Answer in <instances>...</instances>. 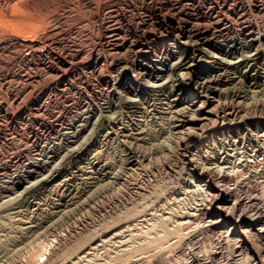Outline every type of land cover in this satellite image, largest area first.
Wrapping results in <instances>:
<instances>
[{
    "label": "rangeland",
    "instance_id": "obj_1",
    "mask_svg": "<svg viewBox=\"0 0 264 264\" xmlns=\"http://www.w3.org/2000/svg\"><path fill=\"white\" fill-rule=\"evenodd\" d=\"M249 20L263 23L264 0H0V264H264V56L234 64L204 52L194 83L176 69L153 81L165 89L149 86L52 153L108 89L97 73L110 80V66L156 38L134 51L138 34ZM217 78L202 111L197 85ZM188 115L199 119L183 125ZM193 163L227 181L211 188Z\"/></svg>",
    "mask_w": 264,
    "mask_h": 264
},
{
    "label": "bare ground",
    "instance_id": "obj_2",
    "mask_svg": "<svg viewBox=\"0 0 264 264\" xmlns=\"http://www.w3.org/2000/svg\"><path fill=\"white\" fill-rule=\"evenodd\" d=\"M219 1V0H218ZM237 1V0H236ZM239 1V0H238ZM5 2V1H4ZM205 2V1H204ZM252 2V1H251ZM174 3V2H173ZM187 3V2H186ZM231 3V2H230ZM233 3V2H232ZM147 5V4H146ZM184 5V4H183ZM230 5V4H229ZM245 5V4H244ZM163 6V5H162ZM186 6V5H185ZM202 6V5H201ZM211 6V5H210ZM234 6V5H233ZM178 7V6H177ZM221 7V6H220ZM172 8V7H171ZM182 8V7H181ZM202 8V7H201ZM152 9V8H151ZM154 9V8H153ZM170 10V9H169ZM176 10V9H175ZM148 11V10H147ZM135 12V11H134ZM195 12V11H194ZM249 12V11H248ZM130 13V12H129ZM179 13V12H178ZM185 13V11H184ZM239 13V12H238ZM241 13V12H240ZM245 14V13H244ZM128 15V14H127ZM132 15V14H131ZM163 15V14H162ZM168 15V14H167ZM206 15V14H205ZM217 15V14H216ZM219 15V14H218ZM223 15V14H222ZM240 15V14H239ZM229 16V15H228ZM238 16V15H237ZM243 15H241L242 17ZM245 16V15H244ZM119 17V16H118ZM179 17V16H178ZM183 17V16H182ZM198 17V16H197ZM217 17V16H216ZM222 17V16H221ZM220 17V18H221ZM261 17V16H260ZM196 18V17H195ZM230 18V17H229ZM239 18V16H238ZM146 19V18H145ZM142 21L144 23L142 24H150L153 22L155 18H151L150 21L145 20ZM148 19V18H147ZM218 19V18H217ZM242 19V18H241ZM246 19V18H245ZM262 19V18H261ZM185 20V19H184ZM216 20V19H215ZM214 20V21H215ZM222 23L224 22L223 19ZM220 20V21H221ZM235 20V19H234ZM155 21V20H154ZM157 21V19H156ZM188 21V20H187ZM212 21V20H211ZM220 21L216 23L215 27L213 26V23H210V25H204L205 29L203 27H190V23L188 24L187 22H184L183 24L179 25L177 28L175 27H170V26H163L161 27L160 35L158 34H151L147 31L145 34H138L136 43L132 44V48L135 51L136 49H139L140 47V42L142 40H148L149 38H155V40L151 42H146L142 44L143 46L140 47V49L134 54L132 57L127 58V64H123L122 67H117L116 66H110L109 70L113 73L112 76L109 78L103 77L101 75L100 71L97 73V82L99 83H104L105 85H108V89L105 91H100L96 93L95 99L92 101L90 104V109L88 112V115L84 117L83 122L80 124L78 131L75 133H65L63 143L58 147H54L52 150V153L54 152L56 155L60 154V152L63 150V144H73L77 142L80 139V136L82 133L86 130L88 127L90 121L93 118H99L102 114L104 113H113L115 110L117 111L118 109L123 107V101H128L127 103L129 104H135L137 102L134 99V96L138 95L141 91L146 90L151 87H159L162 86L163 88L165 85H163L161 82L160 84H152L153 81H159L163 79L164 77L173 73L176 69H184L187 70V75L188 77L187 80L189 83H194L195 78L198 76L196 75V60L198 57L206 52L208 54V51L210 53H213L212 58H215V60L220 59L225 61V59L231 57V60L228 59V61H232V58L234 62L231 63H242V62H250L254 60H258L261 57L264 56V20L263 23L257 24L255 22H250L247 23L246 25L240 26V27H235V26H229L230 24H227L228 26H221ZM228 21V20H227ZM261 21V20H260ZM114 22V21H113ZM117 22V21H116ZM196 22V21H195ZM199 22V21H198ZM208 22V21H207ZM216 22V21H215ZM236 22V21H234ZM245 22V21H244ZM227 23V22H226ZM230 23V22H229ZM238 23V22H237ZM241 23V22H240ZM137 24V23H136ZM148 24V25H149ZM165 24V23H164ZM235 24V23H234ZM239 24V23H238ZM201 25V24H200ZM141 26V25H140ZM147 26V25H146ZM162 26V24H161ZM197 26V25H196ZM213 26V27H212ZM99 27V26H98ZM113 28V27H112ZM123 28V27H122ZM149 29V28H148ZM212 29V30H211ZM152 30V29H151ZM155 31V30H154ZM157 31V30H156ZM109 32V31H108ZM115 33V32H114ZM138 33V32H137ZM154 33V32H153ZM136 34V33H135ZM108 35V34H107ZM132 35V34H131ZM134 36V35H133ZM113 37V35H112ZM118 38V36H116ZM125 37V36H124ZM95 38V37H94ZM120 38V37H119ZM127 38V37H126ZM125 38V39H126ZM112 39V38H111ZM122 39V38H120ZM101 40V39H100ZM112 42V41H111ZM130 42V41H129ZM112 44V43H111ZM116 45V44H115ZM131 46V44H130ZM101 47V46H100ZM128 48V47H127ZM131 49V48H130ZM92 50V49H91ZM132 50V52H133ZM98 52V51H97ZM113 52V51H112ZM115 52V51H114ZM126 53V52H125ZM129 53V52H128ZM99 54V53H98ZM90 55V54H89ZM88 55V56H89ZM109 55V54H108ZM122 55V54H121ZM130 55V54H129ZM128 54L126 56H129ZM203 55V54H202ZM210 55V54H209ZM212 55V54H211ZM125 56V57H126ZM101 57H103L101 55ZM101 57L99 55L96 58V65L101 62ZM124 57V58H125ZM207 57V56H206ZM241 59H240V58ZM81 58V57H80ZM107 58V57H106ZM121 58V57H120ZM123 58V57H122ZM123 58V59H124ZM85 59V58H83ZM122 59V60H123ZM126 59V58H125ZM263 59V58H262ZM80 60V59H79ZM81 61V60H80ZM88 61V60H87ZM120 61V60H119ZM199 61V60H198ZM113 62V61H112ZM124 62V61H123ZM215 62L214 60L212 63ZM218 62V61H217ZM216 62V63H217ZM221 62V61H220ZM219 62V63H220ZM227 62V61H225ZM256 62V61H255ZM86 63V62H85ZM125 63V62H124ZM253 63V62H252ZM259 63V62H258ZM263 63V62H262ZM75 64V63H74ZM218 64V63H217ZM222 64V63H221ZM225 64V63H224ZM246 64V63H245ZM106 65V64H105ZM114 65V64H113ZM210 65V64H209ZM248 65V64H247ZM245 66V65H244ZM251 66V64H250ZM103 68V66H101ZM226 67V66H225ZM252 67V66H251ZM68 68V67H67ZM98 68V67H97ZM206 68V67H205ZM250 68V67H249ZM63 69V68H62ZM83 69V68H82ZM88 69V68H87ZM223 69V68H222ZM245 69V68H244ZM66 70V69H65ZM104 70V69H103ZM108 70V69H107ZM216 70V69H215ZM91 71V70H90ZM250 71V70H249ZM254 71V70H253ZM224 72V71H223ZM226 72V71H225ZM217 73V72H216ZM60 74V73H59ZM213 74V73H212ZM219 74V73H218ZM222 74V73H221ZM220 74V75H221ZM226 74V73H224ZM109 75V74H108ZM223 75V74H222ZM84 76V75H82ZM186 76V75H185ZM200 76V75H199ZM249 76V75H248ZM221 77V76H220ZM223 77V76H222ZM203 78V76H202ZM216 78V77H215ZM80 79V78H79ZM184 79V78H183ZM199 79V78H198ZM88 80V79H87ZM174 80V79H173ZM186 80V79H185ZM205 80V79H204ZM202 80V81H204ZM220 78L218 79H212V80H207L204 81L203 83H197L196 85L198 86L199 94L198 97L205 98L206 100L203 101L202 107L200 110L204 111L206 104L209 103L210 99V94H213L215 91L212 89L214 86L212 84L214 82H218ZM166 81V80H165ZM172 81V80H171ZM242 81V80H241ZM163 82V81H162ZM170 82V81H169ZM174 82V81H173ZM176 82V80H175ZM198 82V81H197ZM200 82V81H199ZM58 83V82H57ZM98 83V84H99ZM158 83V82H156ZM165 83V82H164ZM178 83V82H177ZM180 83V82H179ZM176 84L177 90H182V83ZM258 83V82H257ZM91 84V83H90ZM97 84V83H96ZM172 84V82H171ZM231 84V83H230ZM256 84V83H255ZM80 85V84H79ZM104 86V85H103ZM171 86V85H170ZM175 86V85H173ZM172 86V87H173ZM195 86V85H194ZM168 88V86H166ZM171 87V88H172ZM190 87V86H189ZM216 87V86H215ZM236 87V86H235ZM161 88V87H160ZM187 88V87H186ZM239 88V87H236ZM235 88V89H236ZM246 88V87H245ZM264 88V85L263 87ZM87 89V88H86ZM165 89V88H164ZM163 89V90H164ZM176 89V88H175ZM234 89V88H233ZM242 89V88H241ZM240 89V91H241ZM173 90V89H172ZM197 90V91H198ZM252 90V89H251ZM149 91V90H148ZM234 92V96H240V93L238 89ZM247 91V90H246ZM250 91V90H249ZM103 92V93H102ZM194 92V91H193ZM243 92V91H242ZM153 93V92H152ZM198 93V92H197ZM169 94V93H168ZM185 94V93H184ZM220 94V93H219ZM19 95V94H18ZM133 96V98L131 97ZM195 96V95H194ZM229 96V95H228ZM233 96V97H234ZM20 99V98H19ZM184 99V98H183ZM85 100V99H84ZM228 100V99H227ZM141 102L140 100H138ZM178 101V100H176ZM231 101V100H230ZM74 103V102H73ZM141 104V103H140ZM181 105V104H180ZM68 106V105H67ZM81 106V105H80ZM131 106V105H130ZM41 107V106H40ZM74 107V106H73ZM125 107V106H124ZM129 107V106H128ZM139 107V106H138ZM89 108V107H87ZM170 108V107H169ZM181 108V107H179ZM183 108V107H182ZM86 109V108H85ZM84 109V110H85ZM186 109V108H185ZM62 110V109H61ZM83 110V109H82ZM126 110V109H125ZM176 110V109H175ZM180 110V109H179ZM177 110V112L179 111ZM188 110V109H186ZM121 111V110H120ZM44 112V111H43ZM42 112V113H43ZM181 112V110H180ZM187 112V111H186ZM60 113V112H59ZM183 114V111L181 112ZM191 113V112H190ZM49 114V113H48ZM57 114V113H56ZM173 114V113H172ZM178 114V113H177ZM186 115L189 113H185ZM184 114V115H185ZM41 115V114H40ZM85 115V114H84ZM102 115V116H103ZM123 115V114H122ZM179 115V114H178ZM111 116V115H109ZM116 116V115H115ZM179 117V116H178ZM184 119L182 120V124L188 123L190 121H193L195 117H189L188 116H183ZM248 117V116H247ZM46 118V117H44ZM82 118V115H81ZM111 118V117H110ZM171 118V117H170ZM73 119V118H72ZM115 119V117H114ZM251 119V118H250ZM254 119V118H253ZM44 120V119H43ZM82 120V119H81ZM180 120V119H179ZM249 120V119H248ZM53 121V120H52ZM97 121V120H96ZM95 121V122H96ZM99 121V120H98ZM117 121V120H116ZM119 121V120H118ZM180 122V121H179ZM69 123V122H68ZM241 123V122H240ZM96 124V123H95ZM38 126V125H37ZM111 126V125H110ZM178 126V125H176ZM124 127V126H123ZM122 127V128H123ZM121 128V129H122ZM247 128V127H246ZM32 129V128H31ZM95 129V128H94ZM143 129V128H142ZM254 129V128H253ZM114 130V129H113ZM151 130V129H150ZM238 130V129H237ZM260 130V129H259ZM262 130V129H261ZM178 131V130H177ZM67 132V131H66ZM176 132V131H175ZM115 133V132H114ZM63 134V132H62ZM117 134V133H116ZM263 134V133H262ZM261 134V135H262ZM52 135V134H51ZM253 135V134H252ZM55 136V135H54ZM136 136V135H134ZM175 136V135H174ZM245 136V135H244ZM104 137V136H103ZM109 137V136H108ZM178 137V136H177ZM176 137V138H177ZM45 138V137H44ZM141 138V137H140ZM155 138V137H154ZM187 138V137H186ZM263 138V137H262ZM103 139V138H102ZM131 139V138H130ZM150 139V138H149ZM88 140V139H87ZM126 140V139H125ZM189 140V139H188ZM44 141V140H43ZM134 141V140H133ZM185 141V140H183ZM259 141V140H258ZM261 141V140H260ZM51 142V141H50ZM60 142V141H59ZM124 142V141H123ZM150 142V141H149ZM155 142V141H154ZM186 142V141H185ZM189 142V141H188ZM187 142V143H188ZM55 143V142H54ZM82 143V142H81ZM87 143V141H86ZM184 144V142H183ZM239 144V143H238ZM244 144V143H243ZM25 145V144H24ZM46 145V144H45ZM160 145V144H159ZM188 145V144H186ZM18 146V145H17ZM152 146V145H151ZM83 147V146H82ZM258 147V146H257ZM29 148V147H28ZM71 148V147H70ZM137 148V147H136ZM187 148H190L187 146ZM27 149V148H26ZM161 149V148H160ZM35 150V149H34ZM77 150V149H76ZM75 150V151H76ZM154 150V149H153ZM191 150V149H190ZM20 151V150H19ZM135 152V151H134ZM227 153V152H226ZM148 154V153H147ZM29 155V154H28ZM52 155V154H51ZM139 155V154H138ZM47 156V155H46ZM141 156V155H140ZM19 158V157H18ZM48 156L44 159H38L33 162V164L30 165V169L28 168L24 172H33L31 169L35 168L37 169L39 166H45L49 160H47ZM104 158V157H103ZM102 158V159H103ZM125 158V157H124ZM223 158V157H222ZM36 159V158H35ZM50 159V158H49ZM139 159V158H138ZM137 159V160H138ZM194 158H191V160ZM208 159V158H207ZM206 159V160H207ZM53 160V158H52ZM136 160V161H137ZM221 160V159H220ZM31 161V160H30ZM140 161V160H139ZM138 161V162H139ZM195 161V160H194ZM211 161V160H210ZM206 162V161H205ZM208 162V161H207ZM246 162V161H244ZM18 163V162H17ZM242 163V162H241ZM210 164V163H209ZM217 164V162H216ZM97 165V164H96ZM194 171L198 176L202 178H211V188L216 189L217 187L213 184L214 180L213 178L216 177L219 180L222 181H227V175L221 174L222 176H219L218 173L216 174L215 172L218 170H213L211 168H206L205 166L203 168L199 167L197 163H193ZM204 165V164H203ZM208 165V164H207ZM220 165V164H219ZM242 165V164H241ZM107 166V165H106ZM201 166V165H200ZM212 166V165H211ZM21 167V166H20ZM46 167V166H45ZM109 167V166H108ZM262 167V166H261ZM201 168V169H200ZM214 168V167H213ZM258 168V167H257ZM22 169V168H21ZM20 169V170H21ZM25 169V168H24ZM109 169V168H108ZM114 169V168H113ZM230 170V169H229ZM234 170V169H233ZM232 170V171H233ZM252 171V170H251ZM235 172V171H234ZM239 172V171H238ZM241 172V170H240ZM35 173V172H34ZM193 173V172H192ZM191 173V174H192ZM25 174V173H22ZM22 174H18L13 180V186H17L21 183L22 179ZM47 174V173H46ZM257 174V173H256ZM28 175V174H27ZM117 175V174H116ZM237 175V174H236ZM35 176V175H34ZM43 176V175H42ZM112 176V175H111ZM123 176V175H122ZM242 176V175H241ZM54 177V176H53ZM213 177V178H212ZM243 177V176H242ZM31 178V177H30ZM48 178V177H47ZM231 179V177H230ZM241 179V178H240ZM8 180V179H7ZM28 180V179H27ZM121 180V179H120ZM194 180V179H193ZM232 180V179H231ZM238 180V178H237ZM103 181V180H102ZM117 181V180H116ZM236 181V180H235ZM234 181V182H235ZM10 182V181H9ZM229 182V180H228ZM1 183V182H0ZM7 182H5L6 184ZM23 183V182H22ZM4 184V183H3ZM226 184V183H225ZM25 185V184H24ZM202 185V184H201ZM186 186V185H185ZM206 186V185H205ZM225 186V185H224ZM4 187V186H3ZM226 187V186H225ZM7 188V187H6ZM11 188V187H9ZM201 188V187H200ZM1 189V187H0ZM5 189V188H4ZM28 189V188H27ZM228 189V188H227ZM226 189V190H227ZM9 190V189H8ZM178 191V190H177ZM187 191V190H186ZM229 191V190H228ZM2 192V190H1ZM179 192V191H178ZM1 194V193H0ZM215 195V194H214ZM75 196V195H74ZM210 196V195H209ZM80 197V196H79ZM216 197V196H215ZM74 199V198H73ZM72 199V200H73ZM76 200V199H75ZM81 200V199H80ZM213 200V199H212ZM216 200V199H215ZM91 201V200H90ZM63 202V201H62ZM206 203V201H205ZM3 204V203H2ZM173 204V203H172ZM196 204V203H195ZM210 204V203H209ZM213 204V203H212ZM249 204V203H248ZM1 205V204H0ZM202 205V204H201ZM203 206V205H202ZM54 207V206H53ZM80 207V206H79ZM195 207V206H194ZM259 207V206H258ZM201 208V207H200ZM207 208V207H206ZM248 208V207H247ZM250 208V206H249ZM252 209V208H251ZM59 211V210H58ZM64 211V210H63ZM67 211V210H66ZM52 212V211H51ZM217 212V211H216ZM219 212V211H218ZM49 213V212H48ZM203 213V212H202ZM214 213V212H213ZM230 213V212H229ZM233 213V212H232ZM247 213V212H246ZM50 214V213H49ZM58 214V213H57ZM195 214V213H194ZM193 214V215H194ZM197 214V213H196ZM145 215V214H144ZM199 215V214H198ZM214 215V214H212ZM225 214L222 213V216ZM258 215V214H257ZM58 216V215H57ZM186 216V215H185ZM204 216V215H203ZM261 216V215H260ZM131 217V216H130ZM228 218V216H224ZM249 217V216H248ZM256 217V215H255ZM147 218V217H146ZM225 218V219H226ZM251 218V217H250ZM133 219V218H132ZM224 219V218H223ZM47 220V219H46ZM146 220V219H145ZM193 220V219H192ZM191 220V221H192ZM189 221V220H188ZM187 221V223H188ZM190 221V222H191ZM47 222V221H46ZM52 222V221H50ZM142 222V221H141ZM186 222V221H185ZM189 222V223H190ZM194 222V221H193ZM200 222V221H199ZM227 222V221H226ZM263 222V221H262ZM177 223V222H176ZM179 223V222H178ZM186 223V224H187ZM197 223V222H196ZM140 224V223H139ZM193 224V223H191ZM130 225V224H129ZM180 225V224H178ZM182 225V224H181ZM184 225V224H183ZM119 226V225H118ZM140 226V225H139ZM40 227V226H39ZM45 227V226H44ZM132 227V226H131ZM134 227V226H133ZM145 227V225H144ZM184 227V226H182ZM190 227V225H189ZM188 227V228H189ZM46 228V227H45ZM136 228V227H135ZM181 228V227H180ZM127 229V228H126ZM133 229V228H132ZM36 230V229H35ZM122 230V229H121ZM135 230V229H134ZM148 230V229H147ZM188 230V229H187ZM173 231V230H172ZM33 232V231H32ZM41 232V231H40ZM143 232V231H142ZM126 233V232H125ZM169 233V232H168ZM171 233V232H170ZM128 234V233H127ZM126 234V235H127ZM140 234V233H139ZM172 234V233H171ZM253 234V233H252ZM120 235V234H119ZM137 235V234H136ZM157 235V234H156ZM159 235V234H158ZM194 235V234H193ZM124 236V235H123ZM128 236V235H127ZM131 236V235H130ZM114 237V236H113ZM129 237V236H128ZM141 237V236H140ZM117 238V237H116ZM157 238V237H156ZM168 238V237H167ZM112 239V238H111ZM140 239V238H139ZM162 239V238H161ZM113 240V239H112ZM126 240V239H125ZM123 241V240H121ZM165 241V240H164ZM162 242V241H161ZM121 243V242H120ZM146 243V242H145ZM238 243V241H237ZM236 243V244H237ZM103 244V243H102ZM144 244V243H143ZM153 244V243H152ZM151 244V245H152ZM164 244V243H163ZM142 245V244H141ZM154 245V244H153ZM239 245V244H238ZM135 246V245H134ZM133 246V247H134ZM143 246V245H142ZM112 247V246H111ZM160 247V246H159ZM158 247V248H159ZM41 248V247H40ZM93 248V247H92ZM126 248V247H125ZM142 250L145 249V247H141ZM165 248V247H164ZM28 249V248H27ZM134 249V248H133ZM139 249V248H138ZM95 250V249H94ZM124 250V249H123ZM131 250V249H130ZM151 250V249H150ZM42 251V250H41ZM144 251V250H143ZM153 251V250H152ZM126 252V251H125ZM124 252V253H125ZM132 252V251H131ZM130 252V253H131ZM138 252V251H137ZM151 252V251H149ZM40 253V252H38ZM146 253V252H145ZM94 254V253H93ZM126 254V253H125ZM129 254V253H128ZM140 254V253H139ZM148 254V253H147ZM152 254V253H151ZM117 255V254H116ZM155 255V254H154ZM40 256V255H39ZM76 257V256H75ZM93 257V256H92ZM117 257V256H113ZM197 257V256H196ZM207 257V256H206ZM139 258V256H138ZM82 259V258H81ZM131 259V258H130ZM147 259V258H146ZM213 259V258H212ZM89 260V259H88ZM100 260V259H99ZM117 260V259H116ZM129 260V259H128ZM209 260V259H208ZM211 260V259H210ZM95 261V260H94ZM216 261V260H215ZM115 262V261H114ZM139 262V261H138ZM137 262V263H138ZM212 262V261H211ZM263 263V262H262ZM27 264V263H26ZM110 264V263H108ZM124 264V263H123ZM139 264V263H138ZM203 264V263H202ZM223 264V263H222Z\"/></svg>",
    "mask_w": 264,
    "mask_h": 264
}]
</instances>
